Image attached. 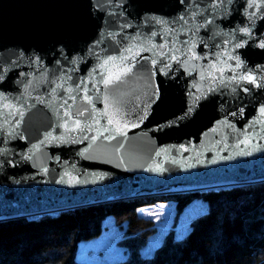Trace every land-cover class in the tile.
Wrapping results in <instances>:
<instances>
[{
    "label": "water",
    "instance_id": "1",
    "mask_svg": "<svg viewBox=\"0 0 264 264\" xmlns=\"http://www.w3.org/2000/svg\"><path fill=\"white\" fill-rule=\"evenodd\" d=\"M261 43L264 0H0V222L264 182Z\"/></svg>",
    "mask_w": 264,
    "mask_h": 264
},
{
    "label": "trees",
    "instance_id": "2",
    "mask_svg": "<svg viewBox=\"0 0 264 264\" xmlns=\"http://www.w3.org/2000/svg\"><path fill=\"white\" fill-rule=\"evenodd\" d=\"M159 198L176 200L179 210L196 199L204 207L182 238L169 232L149 258L142 250L155 230L154 221L137 210ZM107 217L123 230L117 243L126 257L106 264H264V182L171 192L65 210L55 216L42 214L38 219L2 221L0 264H81L76 259L78 243L97 237Z\"/></svg>",
    "mask_w": 264,
    "mask_h": 264
},
{
    "label": "rangeland",
    "instance_id": "3",
    "mask_svg": "<svg viewBox=\"0 0 264 264\" xmlns=\"http://www.w3.org/2000/svg\"><path fill=\"white\" fill-rule=\"evenodd\" d=\"M186 189V188H185ZM206 189V188H202ZM183 196V195H182ZM204 202L196 199L183 210L177 209L176 200L157 199L138 207V213L152 219L155 230L150 234L143 256L153 255L155 249L162 246L166 234L172 232L174 237L182 238L187 232L188 225L202 213ZM102 225L100 234L78 243L76 259L81 264H106L125 259V251L117 242L123 230L114 224L112 217H107Z\"/></svg>",
    "mask_w": 264,
    "mask_h": 264
},
{
    "label": "snow or ice",
    "instance_id": "4",
    "mask_svg": "<svg viewBox=\"0 0 264 264\" xmlns=\"http://www.w3.org/2000/svg\"><path fill=\"white\" fill-rule=\"evenodd\" d=\"M249 7H251V5H249ZM261 48H264V43H261L259 45ZM105 63H107V61H105ZM130 71V70H129ZM119 75L116 76V79L119 80ZM106 84L111 83V77H109L108 81H105ZM261 112L264 113V109H261ZM111 122V121H110ZM77 126H79V122H77ZM105 131H107V129H105Z\"/></svg>",
    "mask_w": 264,
    "mask_h": 264
},
{
    "label": "built area",
    "instance_id": "5",
    "mask_svg": "<svg viewBox=\"0 0 264 264\" xmlns=\"http://www.w3.org/2000/svg\"><path fill=\"white\" fill-rule=\"evenodd\" d=\"M52 216H55V215H52ZM40 217V215H37L34 217V219H38Z\"/></svg>",
    "mask_w": 264,
    "mask_h": 264
},
{
    "label": "bare ground",
    "instance_id": "6",
    "mask_svg": "<svg viewBox=\"0 0 264 264\" xmlns=\"http://www.w3.org/2000/svg\"><path fill=\"white\" fill-rule=\"evenodd\" d=\"M209 190V189H208ZM26 219V218H25Z\"/></svg>",
    "mask_w": 264,
    "mask_h": 264
}]
</instances>
